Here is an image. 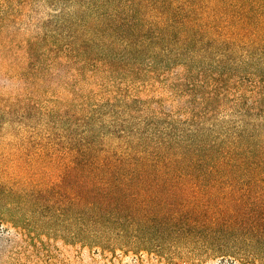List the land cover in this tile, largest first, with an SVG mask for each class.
Returning <instances> with one entry per match:
<instances>
[{"label":"rangeland","instance_id":"374dc122","mask_svg":"<svg viewBox=\"0 0 264 264\" xmlns=\"http://www.w3.org/2000/svg\"><path fill=\"white\" fill-rule=\"evenodd\" d=\"M146 158L189 241L31 239L0 194V264H264V0H0V186Z\"/></svg>","mask_w":264,"mask_h":264},{"label":"trees","instance_id":"16d2710c","mask_svg":"<svg viewBox=\"0 0 264 264\" xmlns=\"http://www.w3.org/2000/svg\"><path fill=\"white\" fill-rule=\"evenodd\" d=\"M151 160L146 158L130 173L120 170L131 168L118 165L135 161L131 156L107 168L76 166L62 184L25 196L0 186L1 197L10 205L1 216L31 239L45 234L112 252L158 250L162 245L157 244L167 238L189 241L197 217L181 203L152 197L163 186L153 181L159 171Z\"/></svg>","mask_w":264,"mask_h":264}]
</instances>
